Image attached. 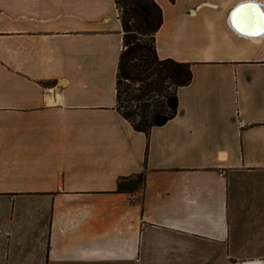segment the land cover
Wrapping results in <instances>:
<instances>
[{
    "label": "crops",
    "instance_id": "1",
    "mask_svg": "<svg viewBox=\"0 0 264 264\" xmlns=\"http://www.w3.org/2000/svg\"><path fill=\"white\" fill-rule=\"evenodd\" d=\"M156 1L193 80L147 136L115 108L114 0H0V264H264V36L244 0Z\"/></svg>",
    "mask_w": 264,
    "mask_h": 264
},
{
    "label": "trees",
    "instance_id": "2",
    "mask_svg": "<svg viewBox=\"0 0 264 264\" xmlns=\"http://www.w3.org/2000/svg\"><path fill=\"white\" fill-rule=\"evenodd\" d=\"M122 26L123 47L116 74V110L137 132L166 125L178 112V91L192 83V64L161 59L156 35L163 10L156 0H114ZM146 182L144 173L122 177L117 190L133 193Z\"/></svg>",
    "mask_w": 264,
    "mask_h": 264
},
{
    "label": "snow or ice",
    "instance_id": "3",
    "mask_svg": "<svg viewBox=\"0 0 264 264\" xmlns=\"http://www.w3.org/2000/svg\"><path fill=\"white\" fill-rule=\"evenodd\" d=\"M231 15L233 27L241 34L264 36V5L244 0Z\"/></svg>",
    "mask_w": 264,
    "mask_h": 264
}]
</instances>
